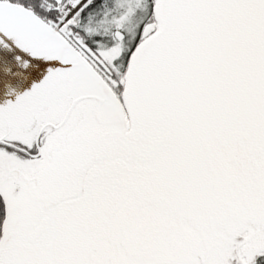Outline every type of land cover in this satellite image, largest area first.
Masks as SVG:
<instances>
[{
  "label": "snow or ice",
  "instance_id": "obj_1",
  "mask_svg": "<svg viewBox=\"0 0 264 264\" xmlns=\"http://www.w3.org/2000/svg\"><path fill=\"white\" fill-rule=\"evenodd\" d=\"M0 264H264V0H0Z\"/></svg>",
  "mask_w": 264,
  "mask_h": 264
}]
</instances>
